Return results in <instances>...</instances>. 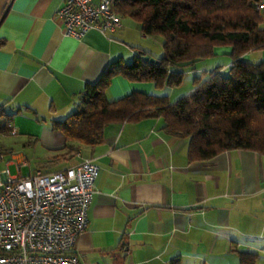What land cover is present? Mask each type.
<instances>
[{
    "label": "crops",
    "instance_id": "obj_1",
    "mask_svg": "<svg viewBox=\"0 0 264 264\" xmlns=\"http://www.w3.org/2000/svg\"><path fill=\"white\" fill-rule=\"evenodd\" d=\"M64 1L0 0V111L21 138L50 150L53 171L35 172L85 158L98 167L88 226L74 248L79 264H241L245 254L264 264V155L235 149L190 161L187 140L147 118L110 124L99 144L67 156L53 123L78 109L79 94L112 62L152 56L130 18L106 35L65 37L55 17ZM171 90L115 76L105 95L169 99Z\"/></svg>",
    "mask_w": 264,
    "mask_h": 264
},
{
    "label": "trees",
    "instance_id": "obj_2",
    "mask_svg": "<svg viewBox=\"0 0 264 264\" xmlns=\"http://www.w3.org/2000/svg\"><path fill=\"white\" fill-rule=\"evenodd\" d=\"M261 0H112L120 18L133 20L145 37L161 36L164 54L144 61L138 51L129 64L112 62L97 82L79 94L80 106L53 131L63 135L67 156L91 148L113 123L160 119L172 137L187 140L190 161H206L217 154L243 149L264 155V19ZM212 45L228 46L231 61L209 73L206 81L187 96L170 103L168 96L132 92L108 100L105 90L121 76L150 82L156 89H172L181 82L183 69L213 56ZM261 52L258 64L243 61L249 51ZM228 71L227 76H222ZM5 119L10 117H2ZM3 125V124H2ZM0 131L5 132L3 127ZM241 264H255L251 254ZM174 264V263H173Z\"/></svg>",
    "mask_w": 264,
    "mask_h": 264
},
{
    "label": "built area",
    "instance_id": "obj_3",
    "mask_svg": "<svg viewBox=\"0 0 264 264\" xmlns=\"http://www.w3.org/2000/svg\"><path fill=\"white\" fill-rule=\"evenodd\" d=\"M111 5L112 0H65L55 17L65 37L80 40L91 30L106 35L120 27ZM257 9L264 12V0ZM2 127L16 135L11 118ZM3 158L0 146V164ZM24 164L18 161V170ZM5 166L0 169V264H79L74 248L88 226L98 167L85 158L64 170L10 177L9 163Z\"/></svg>",
    "mask_w": 264,
    "mask_h": 264
},
{
    "label": "rangeland",
    "instance_id": "obj_4",
    "mask_svg": "<svg viewBox=\"0 0 264 264\" xmlns=\"http://www.w3.org/2000/svg\"><path fill=\"white\" fill-rule=\"evenodd\" d=\"M264 19V14L261 15ZM143 44L148 47V51L154 58H161L164 54L163 39L161 36L146 37ZM213 56L200 60L194 64V69H183L181 82L174 86L169 94V101L174 102L183 96L190 94L197 85L206 81L209 73L226 66L231 58L230 48L228 46L212 45ZM243 61L252 64H258L261 60L257 51H249L241 57ZM222 76H227L228 71H223ZM16 129V135H8L6 132L0 131V146L4 150V158L0 164L1 171H4L5 164L9 163V176H29L35 171L49 172L53 171V158L50 156V150L45 148L40 142L21 138ZM23 161L25 164L20 170L17 168V162Z\"/></svg>",
    "mask_w": 264,
    "mask_h": 264
},
{
    "label": "water",
    "instance_id": "obj_5",
    "mask_svg": "<svg viewBox=\"0 0 264 264\" xmlns=\"http://www.w3.org/2000/svg\"><path fill=\"white\" fill-rule=\"evenodd\" d=\"M144 61H147L149 63H155L156 60L153 57H150L149 55L144 56Z\"/></svg>",
    "mask_w": 264,
    "mask_h": 264
}]
</instances>
